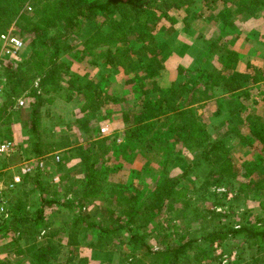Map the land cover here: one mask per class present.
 <instances>
[{"label":"trees","instance_id":"obj_1","mask_svg":"<svg viewBox=\"0 0 264 264\" xmlns=\"http://www.w3.org/2000/svg\"><path fill=\"white\" fill-rule=\"evenodd\" d=\"M185 1L189 3L187 7H183ZM192 2L193 0H0V32L6 31L14 22L20 34L32 33L28 42V57L18 67L13 59L19 54L12 60L9 59L11 61L5 65L9 80L8 95L11 98L18 97L25 91L33 102L30 117L33 133L31 154L41 156L59 150L62 156L60 159L59 155V168L67 170L61 176L62 181L66 182L65 188L67 192L72 190L75 197L80 196L83 201H91L100 185L106 182L108 172L121 166H110L112 159L117 160L121 156L123 159L140 153L146 156L144 165L157 171L154 172L153 183L145 189L142 188V183H134L132 177L125 183L110 182L108 191L113 194L118 211L107 207L105 213L99 209L95 214H83V204L80 201L77 205L79 213L73 215L69 222L55 228L50 227L44 217L45 204H51V199L41 200L36 212L30 217L23 211L22 204L11 203L9 198L11 218L0 224V232L8 233L12 228L17 232L18 241L33 248L34 251L29 255L30 264H88V257L81 256L78 250V247L84 245L83 234L88 231L95 239L89 241L87 246L92 249V258L96 260L98 257H101L100 260H111L113 248L110 245H113L115 237L121 236V231L129 236L119 239L118 243L143 245L149 251L145 229L169 202L185 203L189 200L183 199L186 189L181 185L188 174L203 162L211 164L214 169L224 168L229 163V140H235V136L245 143L258 141L264 152L263 120L253 118L252 115L243 119L237 109H233L227 113L226 120L220 121L217 126L212 125L213 129L223 128L222 134L216 132L217 136H213L203 125L202 116H211L206 106L221 93L238 95L248 85L255 86L258 79L263 80L261 84L264 87V66L257 67L256 75L262 76L257 77L232 69L235 62L233 55L225 54L226 61L221 67L217 65L218 68L216 63L213 67L211 61L219 46L221 51L230 49L228 44H218L224 36H232L230 41H235L237 33L232 30L235 16H255L264 10V0H201L204 10L210 11V17L217 22H211L208 29L210 34L201 37L199 55L192 63L178 66L182 77L180 83L165 89L157 82L161 70L173 62L168 35L182 26L190 29L185 22L186 15L191 13L189 5ZM27 4L31 6V11L24 9ZM198 12L197 15L201 16L202 10ZM54 33L58 35L52 36ZM77 44L82 47L74 49ZM182 49L177 51L179 56L182 55ZM71 51H74V60L86 61L88 65L98 67L94 78L70 70L66 57ZM41 53V63H33ZM210 66L213 68H209ZM117 69H121L127 76L124 78L123 93L116 90L113 93L109 89L110 83L115 81L114 73ZM36 78L38 85L34 86ZM63 80L65 85L61 82ZM193 88L198 89L196 93L192 92ZM47 98L64 101L86 99L87 104L81 105L80 109L83 115L77 117L78 129L82 135L81 143L73 145L69 134L61 131L53 141L43 139L39 130L40 108ZM111 104L121 106L119 118L112 119V123L114 129L122 131V143L113 139L117 134L108 140L100 137L99 128H96L98 121L112 118V109L108 108ZM5 107L7 106H1L0 112ZM198 108H203L202 113H199ZM226 123H233L228 130H225ZM174 142H179L180 148L174 151L172 164L168 165L167 155L170 148L174 147ZM184 150L188 152L187 157L181 155ZM169 167L178 168L180 173L171 175ZM257 168H261L257 163L249 164L246 167L247 176L250 171H257ZM39 173L40 171H35L32 175H24L19 187L27 181L38 184ZM78 173L81 174L80 177ZM198 177L204 179L202 176ZM253 178L256 187L264 188L259 174ZM202 181L198 188L205 193L209 181ZM195 188L192 187V190ZM65 206L70 209L76 207L71 199L65 202ZM199 208L194 204L192 211ZM108 213L115 216L110 223ZM199 213L200 211L195 212ZM90 218L92 219L87 221ZM206 221L210 224L212 220ZM43 230L40 236L39 233ZM63 231L66 240L62 245L66 247L67 254L62 259L60 256L64 251L61 239L55 242L51 240L55 238V234ZM228 234L242 235L251 246H258L264 239V223L259 227L247 223L240 225L238 229H213L197 239L186 241L180 238L174 245L166 246L153 255L156 254L155 258L162 257L164 262L181 264L188 260L191 249L197 250L196 243L199 240L204 243L212 242L216 237L224 238ZM202 249L206 250V247ZM194 251L192 255L196 259L203 255L200 251ZM0 264L9 263L0 259Z\"/></svg>","mask_w":264,"mask_h":264},{"label":"rangeland","instance_id":"obj_2","mask_svg":"<svg viewBox=\"0 0 264 264\" xmlns=\"http://www.w3.org/2000/svg\"><path fill=\"white\" fill-rule=\"evenodd\" d=\"M188 4L189 3L185 1L183 7H187ZM189 7L191 13L186 15L187 21L185 20V25H188L190 30L188 32L185 30L187 27L184 28L182 26L180 27L182 28L180 32L186 38L196 43L201 37L209 35L208 29L211 22L215 23L217 21L210 17V11L204 10L201 0H193ZM24 9L31 11V6L27 4L24 6ZM201 10L202 15L198 16L197 12ZM263 16L264 10L257 13L255 16H245L244 14L235 16L232 30L235 33H241L240 36L245 39V43L240 50H238L236 46V51L232 48L224 49L223 51L226 53L218 48L211 59V61H213L212 64H214L213 67L215 63L216 68H218L217 65L221 67L226 61L224 55L230 54L235 58L232 69L242 74L262 77L260 74L256 75V69L257 67L261 68L264 66ZM19 32L14 22L4 31V33L16 35L24 43V46L19 52V56L14 58L8 55H0V107L7 106L3 112H0V141L3 139H10L16 144V151L12 153L11 156L7 158L0 156V169L10 167L0 172L1 181H7L9 179L12 168L20 161L37 158V156H34L30 152V146L33 140V133L30 126L31 106L33 102L25 91L22 92L20 96L12 98L7 93L9 91L7 89L9 88L6 70L7 62L11 61V58H14L13 63L15 65L17 64L16 66L18 67L30 53L28 42L32 37V33L27 32L20 34ZM177 33V31H173L167 38L171 43V49L173 51L172 56L180 50V46L182 45H180L182 39L177 37ZM56 35H58V33L52 34V36ZM231 37L232 36L224 37L223 40L230 41ZM76 47L80 49L82 46L81 44H77L74 49H76ZM187 48H183L181 54L183 55L185 53L188 59L192 61L199 55V48L196 47V45ZM73 53L74 51H71L66 57V60L70 63V70L80 75L86 74L88 77L94 78L98 72V67L90 66L86 61L74 60L72 57ZM38 55L39 56L33 63H41L40 61L43 54L41 53ZM13 65L12 67L15 68L16 66ZM213 67L210 66L209 68ZM221 71L226 73L223 69ZM114 77L116 80L111 82L109 87L113 93L127 76H124L121 69H117L114 73ZM37 81L38 78L35 79L34 86L38 85ZM61 82L65 85L64 80ZM261 83L263 84V80L258 79L255 86L252 87L250 86L251 84L248 85L243 93L238 95L231 96L222 93L215 96V101L213 100V102L206 106L211 116L202 115L205 128L208 129L213 136H217L216 132L222 134V127L213 129L212 125L217 126L220 121L226 120L227 113L233 109H237L238 114L243 119L252 115L253 118L264 121V92H262L264 87ZM47 99L48 100L44 99L43 106L40 108L41 118L39 120V130L42 132L43 139L48 142L53 141L60 133L59 131L68 134L70 132L75 133V135L78 136L80 130L78 129L77 117L83 115L80 109L82 107L81 105L84 106L87 104L86 99H83V101H80L78 98L72 100L73 108L72 104L66 105L59 98ZM20 100L23 102L20 103ZM198 110L199 113H202L203 108H198ZM120 112L121 106H116L114 109L112 108L111 117L114 119L119 118ZM245 121H247V119ZM232 124L233 123H226L225 130H228ZM107 134L108 128L103 127L100 129V137H109L106 140L113 137L112 135L107 136ZM79 135L82 137L81 134ZM113 139H116L117 143H122L123 141L122 135H116ZM74 140L78 141L77 137ZM229 144L230 147L227 153L229 163H226L224 168L217 167L218 169H214L211 164L203 162L196 170L188 174V178L181 183L186 189V194L183 199H189L185 201V203L189 202L188 205L181 201L169 202L162 209L161 213L151 220V224L145 229V240L150 248L149 251L143 245L134 246L126 242L118 243L119 239H126L129 236L128 233L121 231V236L118 238L115 237L113 245H110V247L113 248L111 260L107 261L106 259H102V261L100 260L101 257H98V260H96L92 258V249L87 246L89 241L95 239L90 231H88L83 234L84 245L78 247L80 255L88 257V264H125L127 262L131 264H171V262H164V260L161 259L162 257L155 258L154 256H156V254L153 255V253L164 249L166 246L174 245L176 243L175 241L180 238H183L185 241L186 239H197L213 229H220L221 231H224L228 227L238 229L240 225L247 223L256 224L258 227L261 226L264 223V188L256 187V181L253 178V176L259 174L260 178H262V182H264V169L262 168L264 167V152L261 151V144L256 140L245 143L244 141H239L236 136L235 140H229ZM179 148V142L175 143L172 149L170 148L167 155L168 165L172 164L174 151ZM185 151L186 150L183 151L184 153H181V155L184 154L182 157H187L188 152ZM59 154L61 159V152ZM144 159H146V156L143 154L140 155L139 153H136L134 156L129 155L126 158L123 157V159L122 156L117 160L112 159L109 163L110 166L113 164L121 166L114 170H110L107 174L106 182H103L101 185L99 184L100 189L94 198L91 201L84 200V202L80 196L76 198L72 190L67 192L65 188L67 186L66 182L64 180L62 181L61 178V176L65 175L67 170L59 168L60 160L49 158V163H46L45 158H43L45 168L39 173V183L34 184L33 182L27 181L23 186L19 187L18 185L14 191L9 192L7 197L8 199L11 198V203L22 204L24 207L23 211L25 213L27 212L30 217H32L33 212H36V208L39 206L41 200L51 199V204H45L44 217L46 223L52 228L61 226L64 222H69L73 215L79 213V207L77 205L80 201L83 204L81 206L83 214H95L99 209L105 213V208L107 207L112 208L114 211H118L119 207L116 206L115 198L113 194L108 191L112 182L119 181L125 183L132 177L134 183H142L143 189L150 183H153V175L154 172L157 171L145 166ZM184 163H187V161ZM254 163H257L261 168H257V171H250L249 176H247L246 167ZM73 169L71 168V171H73ZM148 169L150 171L152 170V173H149ZM170 169L169 167V170ZM177 173H180L178 168L170 170L171 175ZM80 175L81 174L78 173L79 177ZM198 176H202L205 180L209 181V186L206 191H204L205 193H203V189L198 188L203 182L202 180H204ZM192 187L196 188L192 190ZM201 195L202 197H200ZM216 195L218 199H216ZM68 199H71L76 207L70 209L65 206V202L68 201ZM194 204L200 207L199 210L196 209L192 211V206ZM10 207L8 204L9 210ZM206 209L209 211L207 212ZM196 211H200V213L195 214ZM216 213L217 215H213ZM107 215L110 217L108 219L110 223L115 216L109 213ZM91 219L92 218L87 221ZM209 219L212 220L210 224L206 221ZM9 232H0V259L5 260L9 264H30L29 255L34 251L33 248H28L21 240L18 241L16 239L17 232L15 230L10 228ZM43 232L44 230L39 233L40 236ZM59 238L61 239V245L62 243L65 244L66 237L64 231L55 234V238L51 241L55 242V240ZM196 244L197 250L195 251H200L203 255L196 259L192 255L194 249H191L189 251L188 260L186 262L182 261L181 264H264V239L258 246H251L242 235L228 234V236L224 238L216 237L212 242L208 241L204 243L203 240H199ZM196 244L194 243V245ZM62 247L64 252L60 257L63 259L67 254V249L63 245ZM203 247H206V250H203Z\"/></svg>","mask_w":264,"mask_h":264},{"label":"built area","instance_id":"obj_3","mask_svg":"<svg viewBox=\"0 0 264 264\" xmlns=\"http://www.w3.org/2000/svg\"><path fill=\"white\" fill-rule=\"evenodd\" d=\"M24 43L20 38L11 33H0V55H8L16 57ZM23 101L20 100V103ZM16 151V144L10 139H3L0 141V156L9 157ZM54 159L59 160L58 153H54ZM10 167L1 168L0 172ZM45 168L44 161L41 158H33L29 160H22L15 167L12 168L10 177L7 181L0 180V222L10 218V211L8 209L7 194L17 188L22 181L24 175H29L35 171H43ZM1 224V223H0Z\"/></svg>","mask_w":264,"mask_h":264},{"label":"crops","instance_id":"obj_4","mask_svg":"<svg viewBox=\"0 0 264 264\" xmlns=\"http://www.w3.org/2000/svg\"><path fill=\"white\" fill-rule=\"evenodd\" d=\"M180 30H182V28L176 30L178 32L177 33V37L182 39V42L180 43V45L182 44L180 46V49L187 48L188 46L191 47L192 45H196V47L200 48V43L202 41L201 40L202 38H200L199 41H197L196 43H194L192 40H190V39L186 38L184 35H182V33L180 32ZM185 30L189 32L190 29H185ZM240 34L241 33H238L237 32V35L235 37V41L234 42L226 41L224 39V40H222V42L220 43V45L228 44L230 46V48H232L233 50L236 49L235 46L238 47V50H240L242 48V46L244 45V43H245V39L244 38H241ZM224 37H229V35H226ZM216 43H218V42L216 41ZM215 45H217V44H215ZM219 48H221V46H219ZM172 60H173V62L169 63L166 68L162 69L161 72H160V75L157 77L158 84L161 87L165 88V89H168V88H170L172 86H176L178 83H180V78H182L180 76L179 72H178V66L180 64H182L184 66H188V65H190L192 63V61L190 59H188V56L185 53L183 55H180V56L176 53L175 55L172 56ZM217 64H219V63H217ZM114 80H116L115 77H114ZM123 88L125 89L124 80L122 81V83L120 84V86L118 87V89L116 91L118 93H120V92L123 93L124 92L123 91L124 90ZM197 90L198 89L194 90V88H193V91L192 92H195ZM60 100L63 101L64 104H66V105L72 104V108H73V102L72 101H64L62 99H60ZM195 105H197V104H195ZM116 106H119L120 107V105H113V104H111V105L108 106V108H111V109L113 108L114 109V108H116ZM112 119H114V118H111V119H108L107 118V119L98 121V123L96 124L97 125L96 128L97 129L99 128V131L103 127L108 128V134H107V136H110V135L113 136L114 134L122 135V131L120 129H114V125L112 123ZM106 123H107V125H106ZM79 134L80 133H78V136H77V135H75V133H71V132L69 133L70 140H71V142H72L73 145H77V144H79V143L82 142L81 136ZM76 137H77L78 141L77 140L76 141L74 140V139H76ZM106 138H109V137H106ZM54 153H58V155H60L59 154L60 151L59 150H55L53 152L45 153L44 155L37 156V157L38 158H41L42 160H43V158H45L46 163H49L48 162V159L49 158H51V159L54 160ZM145 161H146V159H144V163H145Z\"/></svg>","mask_w":264,"mask_h":264}]
</instances>
